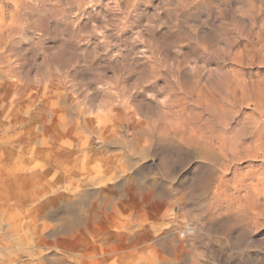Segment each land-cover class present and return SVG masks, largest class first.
I'll return each instance as SVG.
<instances>
[{"label":"rangeland","instance_id":"374dc122","mask_svg":"<svg viewBox=\"0 0 264 264\" xmlns=\"http://www.w3.org/2000/svg\"><path fill=\"white\" fill-rule=\"evenodd\" d=\"M263 97L264 0H0V264H264Z\"/></svg>","mask_w":264,"mask_h":264},{"label":"bare ground","instance_id":"6f19581e","mask_svg":"<svg viewBox=\"0 0 264 264\" xmlns=\"http://www.w3.org/2000/svg\"><path fill=\"white\" fill-rule=\"evenodd\" d=\"M263 98H264V97H263ZM263 112H264V111H263ZM263 114H264V113H263ZM248 146H249V145H248ZM223 147H225V146H223ZM232 147H233V146H232ZM209 148H210V147H209ZM228 148H229V147H228ZM219 149L221 150L222 148H219ZM226 149H227V147H226ZM231 149H232V148H230V151H231ZM235 149H236V148H235ZM244 149H246V147H245ZM203 150H204V149H203ZM203 150H202V152H203ZM205 150H206L205 152H207V149H205ZM211 150H212V147H211ZM224 150H225V148H224ZM228 150H229V149H228ZM233 150H234V147H233ZM238 150H239V149H238ZM208 151H210V150H208ZM222 151H223V149H222ZM225 151H226V150H225ZM225 151H224V152H225ZM205 152H204V153H205ZM210 152H211V151H210ZM232 152H233V151H232ZM236 152H238V151H236ZM239 152H240V151H239ZM200 153H201V152H200ZM204 153H203V154H204ZM208 153H209V152H208ZM208 153H207V154L205 153V155L208 156ZM230 153H231V152H230ZM233 153H234V152H233ZM203 154L201 153V155H203ZM211 154H212V153H211ZM231 154H232V153H231ZM209 155H210V154H209ZM232 155H233V154H232ZM207 156H206V157H207ZM210 174H211V173H210ZM212 175H213V173H212L210 176H212ZM208 176H209V175H208ZM206 178H207V177H206ZM209 178H211V177H209ZM209 178H207V179H209ZM203 179H204V178H203ZM204 181H205V180H204ZM208 181H209V180H208ZM203 183H204V182H203ZM205 183H206V182H205Z\"/></svg>","mask_w":264,"mask_h":264}]
</instances>
